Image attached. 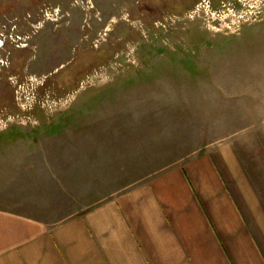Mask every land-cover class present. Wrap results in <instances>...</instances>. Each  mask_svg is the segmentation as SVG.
<instances>
[{
    "label": "rangeland",
    "instance_id": "374dc122",
    "mask_svg": "<svg viewBox=\"0 0 264 264\" xmlns=\"http://www.w3.org/2000/svg\"><path fill=\"white\" fill-rule=\"evenodd\" d=\"M0 41V204L60 220L232 144L264 207V0H0Z\"/></svg>",
    "mask_w": 264,
    "mask_h": 264
},
{
    "label": "crops",
    "instance_id": "0c3cea01",
    "mask_svg": "<svg viewBox=\"0 0 264 264\" xmlns=\"http://www.w3.org/2000/svg\"><path fill=\"white\" fill-rule=\"evenodd\" d=\"M0 264H264V207L212 145L60 220L0 204Z\"/></svg>",
    "mask_w": 264,
    "mask_h": 264
},
{
    "label": "built area",
    "instance_id": "2783aa9c",
    "mask_svg": "<svg viewBox=\"0 0 264 264\" xmlns=\"http://www.w3.org/2000/svg\"><path fill=\"white\" fill-rule=\"evenodd\" d=\"M1 42V41H0ZM3 45V42L1 43Z\"/></svg>",
    "mask_w": 264,
    "mask_h": 264
},
{
    "label": "bare ground",
    "instance_id": "6f19581e",
    "mask_svg": "<svg viewBox=\"0 0 264 264\" xmlns=\"http://www.w3.org/2000/svg\"><path fill=\"white\" fill-rule=\"evenodd\" d=\"M0 44H1V42H0Z\"/></svg>",
    "mask_w": 264,
    "mask_h": 264
}]
</instances>
